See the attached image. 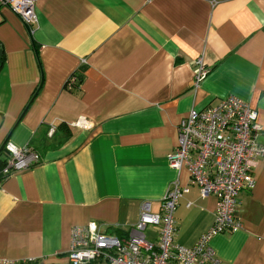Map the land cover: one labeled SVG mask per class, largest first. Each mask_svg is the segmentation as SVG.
Listing matches in <instances>:
<instances>
[{"label": "crops", "instance_id": "1", "mask_svg": "<svg viewBox=\"0 0 264 264\" xmlns=\"http://www.w3.org/2000/svg\"><path fill=\"white\" fill-rule=\"evenodd\" d=\"M35 13L25 24L0 3V146L41 159L0 182V264H68L71 228L90 221L127 238L175 181L188 189L174 241L193 246L216 200L168 156L192 108L230 95L257 111L264 145V0H35ZM254 177L243 227L213 236L218 263L200 264H264V158Z\"/></svg>", "mask_w": 264, "mask_h": 264}, {"label": "built area", "instance_id": "2", "mask_svg": "<svg viewBox=\"0 0 264 264\" xmlns=\"http://www.w3.org/2000/svg\"><path fill=\"white\" fill-rule=\"evenodd\" d=\"M25 24L36 21L35 0H0ZM206 75L201 66L195 75ZM76 80H68L71 86ZM76 125H88L80 118ZM257 111L248 102L227 96L203 109L192 108L178 126V144L168 156L171 167L188 172L187 186H196L204 198L216 200L213 222L191 247L174 241V211L187 187L178 181L171 184L161 199L160 211L152 213L150 203L143 202L137 223L127 238L103 233L99 224L90 221L70 231L68 264H200L218 263L210 245L213 236L232 233L243 227L239 216L240 192L255 184L254 168L264 158V145L255 138ZM53 129H49V136ZM9 154L1 176L27 169L40 162V155L29 148L4 144ZM149 226L157 227V240L144 234ZM9 264V263H5ZM12 264H17L12 263Z\"/></svg>", "mask_w": 264, "mask_h": 264}, {"label": "trees", "instance_id": "3", "mask_svg": "<svg viewBox=\"0 0 264 264\" xmlns=\"http://www.w3.org/2000/svg\"><path fill=\"white\" fill-rule=\"evenodd\" d=\"M1 61H2V57L0 56V63H1ZM73 85H75V82ZM3 155H4V157H3ZM8 158H9V154L5 153L3 150H0V182L5 178V177L1 176V171L5 167ZM35 263H37V262L31 261V260L17 262V264H35Z\"/></svg>", "mask_w": 264, "mask_h": 264}, {"label": "rangeland", "instance_id": "4", "mask_svg": "<svg viewBox=\"0 0 264 264\" xmlns=\"http://www.w3.org/2000/svg\"><path fill=\"white\" fill-rule=\"evenodd\" d=\"M155 231H156V232H155ZM155 231H154V229H152L151 226H149V227L145 230V234L147 235V238H148L149 236H152V235L155 236V234L157 235V229H155Z\"/></svg>", "mask_w": 264, "mask_h": 264}, {"label": "water", "instance_id": "5", "mask_svg": "<svg viewBox=\"0 0 264 264\" xmlns=\"http://www.w3.org/2000/svg\"><path fill=\"white\" fill-rule=\"evenodd\" d=\"M0 150H3L5 153H8V152L6 151V149L4 148V144H2V145L0 146Z\"/></svg>", "mask_w": 264, "mask_h": 264}]
</instances>
